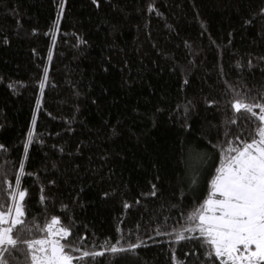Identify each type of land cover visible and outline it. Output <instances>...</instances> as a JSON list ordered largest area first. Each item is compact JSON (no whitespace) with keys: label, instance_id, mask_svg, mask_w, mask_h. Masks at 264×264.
<instances>
[{"label":"trees","instance_id":"trees-1","mask_svg":"<svg viewBox=\"0 0 264 264\" xmlns=\"http://www.w3.org/2000/svg\"><path fill=\"white\" fill-rule=\"evenodd\" d=\"M236 100L264 103V0H0V205L104 252L73 264H223L187 217L258 138Z\"/></svg>","mask_w":264,"mask_h":264},{"label":"snow or ice","instance_id":"snow-or-ice-1","mask_svg":"<svg viewBox=\"0 0 264 264\" xmlns=\"http://www.w3.org/2000/svg\"><path fill=\"white\" fill-rule=\"evenodd\" d=\"M40 87L43 89V82ZM232 107L237 113L247 112L250 118H256L260 122L256 130L258 138L254 136L251 142L243 141L241 146L229 148L228 151L235 155H229L217 168L211 181L210 197L187 219H198L196 228L212 249L209 256L214 254L217 258L226 257L223 264H229V261L231 264H264V103L248 104L236 100ZM256 108L259 113L254 111ZM31 136L29 133V143ZM25 148L27 150V145ZM20 170L23 171L22 164ZM15 183L19 186V176ZM10 195L13 207L0 205V264H9L7 257L21 248L27 251L29 264H73L74 259L104 255V252L86 251L74 258L70 255V246L61 243L59 238H54L70 235V230L64 227L58 231L53 230L52 225L59 222L58 218L53 217L45 228L34 223L29 225L24 218L22 206L25 192L18 193L20 202H16L17 193L12 192ZM33 230L45 232L47 238H20L21 233H31ZM176 238L186 239L183 232H179ZM253 246L255 250H252ZM138 247L140 245L132 244L125 249L113 244L106 247V251L116 254L134 251Z\"/></svg>","mask_w":264,"mask_h":264},{"label":"rangeland","instance_id":"rangeland-1","mask_svg":"<svg viewBox=\"0 0 264 264\" xmlns=\"http://www.w3.org/2000/svg\"><path fill=\"white\" fill-rule=\"evenodd\" d=\"M215 198H218V197H215ZM56 231H58V230H56ZM55 238V237H54ZM252 250H255V248H254V246H253V249ZM241 251H243V249L241 248ZM246 254V253H245Z\"/></svg>","mask_w":264,"mask_h":264},{"label":"built area","instance_id":"built-area-1","mask_svg":"<svg viewBox=\"0 0 264 264\" xmlns=\"http://www.w3.org/2000/svg\"><path fill=\"white\" fill-rule=\"evenodd\" d=\"M52 228H53L54 231L58 230V229H57L56 227H54V226H52Z\"/></svg>","mask_w":264,"mask_h":264}]
</instances>
